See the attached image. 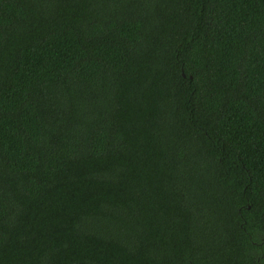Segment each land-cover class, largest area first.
<instances>
[{
	"label": "trees",
	"instance_id": "16d2710c",
	"mask_svg": "<svg viewBox=\"0 0 264 264\" xmlns=\"http://www.w3.org/2000/svg\"><path fill=\"white\" fill-rule=\"evenodd\" d=\"M0 264H264V0H0Z\"/></svg>",
	"mask_w": 264,
	"mask_h": 264
}]
</instances>
